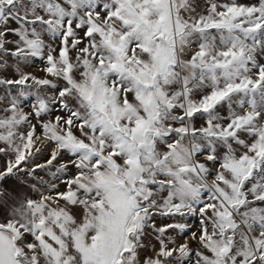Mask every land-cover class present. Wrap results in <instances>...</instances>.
<instances>
[{"label":"snow or ice","instance_id":"1","mask_svg":"<svg viewBox=\"0 0 264 264\" xmlns=\"http://www.w3.org/2000/svg\"><path fill=\"white\" fill-rule=\"evenodd\" d=\"M0 264H264V0H0Z\"/></svg>","mask_w":264,"mask_h":264},{"label":"rangeland","instance_id":"2","mask_svg":"<svg viewBox=\"0 0 264 264\" xmlns=\"http://www.w3.org/2000/svg\"><path fill=\"white\" fill-rule=\"evenodd\" d=\"M8 183H9V185H12V184H14L15 182H14L13 180H9ZM193 223L195 224V220H193Z\"/></svg>","mask_w":264,"mask_h":264}]
</instances>
